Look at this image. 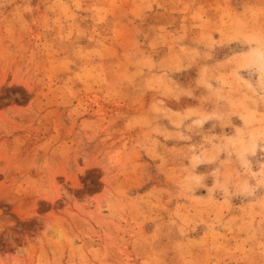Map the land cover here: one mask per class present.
<instances>
[{"label": "rangeland", "instance_id": "rangeland-1", "mask_svg": "<svg viewBox=\"0 0 264 264\" xmlns=\"http://www.w3.org/2000/svg\"><path fill=\"white\" fill-rule=\"evenodd\" d=\"M0 264H264V0H0Z\"/></svg>", "mask_w": 264, "mask_h": 264}]
</instances>
